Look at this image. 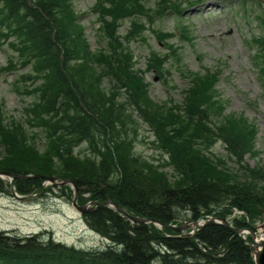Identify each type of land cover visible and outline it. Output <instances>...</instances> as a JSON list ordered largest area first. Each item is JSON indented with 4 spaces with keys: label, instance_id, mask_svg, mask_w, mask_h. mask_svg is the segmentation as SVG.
I'll use <instances>...</instances> for the list:
<instances>
[{
    "label": "trees",
    "instance_id": "16d2710c",
    "mask_svg": "<svg viewBox=\"0 0 264 264\" xmlns=\"http://www.w3.org/2000/svg\"><path fill=\"white\" fill-rule=\"evenodd\" d=\"M2 1L1 17L8 35L14 36L10 44L21 65L31 68L17 76L12 87L17 93L33 94L34 99L26 107L24 122L7 120L0 107V173L15 176L10 181L0 177V193L15 187L30 196L48 188L43 185L45 176L66 177L91 200L110 199L135 216L163 223L225 217L233 209L245 214L233 218V226L246 227V217L250 224L262 218L264 166L244 163L246 153H256V126L242 114H223L216 75L193 73L182 104L167 108L149 98L141 71L133 70L130 42L142 38L144 29L136 16L143 15L152 28L162 5L151 10L144 0H96L98 36L106 45L92 51L69 0ZM169 6L175 8L173 3ZM126 17L134 19L121 37L118 27ZM176 49L168 45L166 53L151 50L153 69L169 74L163 64L169 54L180 58ZM259 62L264 73V53ZM105 77L108 88L101 83ZM134 116L154 132L156 147L167 156L164 163L131 151L137 131ZM41 133L45 143L39 147L35 143ZM217 141L224 144L225 156L212 151ZM81 142L87 144L89 154L74 151ZM228 160L237 167H229ZM164 164L171 165L174 173L161 169ZM78 201L85 198L79 196ZM83 218L110 239L107 249L87 258L64 249L61 262H48L50 248L57 243L0 231L3 237L26 238L12 249L0 246V264H68L74 258L85 264H151V255L159 264H179L168 258L171 254L166 250L183 255L185 264H254L249 245L223 224L210 223L192 236H178L152 223H131L105 205L83 213Z\"/></svg>",
    "mask_w": 264,
    "mask_h": 264
},
{
    "label": "rangeland",
    "instance_id": "374dc122",
    "mask_svg": "<svg viewBox=\"0 0 264 264\" xmlns=\"http://www.w3.org/2000/svg\"><path fill=\"white\" fill-rule=\"evenodd\" d=\"M72 1L75 10L82 13L80 22L85 27L89 46L97 49L103 42L96 38L98 23L95 15L89 11L94 0ZM153 1L157 0H148V4ZM262 10L264 0H245L244 6L240 0H204L187 5L178 19L188 23L193 42L179 37L180 30L177 27L180 25H176L178 19L174 13H167L155 22L158 29L176 33L171 41L180 47L178 51L181 58L176 63L183 70H202L203 67L215 69V66L220 68L217 88L227 101L225 113L241 112L257 127L254 144L256 153L245 156L249 167L264 166V83L255 66L256 46L250 41L253 36L264 35L258 19ZM128 25V20L122 21L120 32H125ZM149 46L165 50L162 42L150 31L146 32V41L143 43L137 40L131 43L138 67H144ZM10 53L6 44L0 45V65L6 62ZM169 61L173 62L174 59ZM144 76L148 82V93L157 102L167 98L179 101L180 90L187 85V81L175 67L168 77L171 87L155 72L148 71ZM11 80L12 76L9 74L0 77V103L4 104L8 114L21 117L25 100L11 91ZM137 129L139 135L135 145L136 153L147 157L153 155L151 131L143 123H138ZM83 148L81 146L80 150L83 151ZM213 151L218 155H225L220 143L213 146ZM2 155L3 152L0 151V156ZM227 165L235 166L230 160ZM62 193L50 190L23 199L0 194V230L21 235L40 232L44 236L80 248L104 246L103 237L86 226L81 215L72 207L70 199ZM259 233L260 231L257 232V238Z\"/></svg>",
    "mask_w": 264,
    "mask_h": 264
},
{
    "label": "bare ground",
    "instance_id": "6f19581e",
    "mask_svg": "<svg viewBox=\"0 0 264 264\" xmlns=\"http://www.w3.org/2000/svg\"><path fill=\"white\" fill-rule=\"evenodd\" d=\"M45 178H56L55 176H45ZM43 184L44 185H47V182L44 180L43 181ZM92 188V187H91ZM8 189L7 188H2L1 191H4L6 192ZM2 195H6V196H10V197H13V198H19V199H23V198H26L27 195L25 194H22L21 192L17 191L15 187H12L10 191H8L7 193H2ZM104 200L106 199H102V200H98L99 202H103ZM104 206V205H103ZM80 214H83V213H80ZM32 235H37L39 240L38 239H33L34 241L36 242H39V241H43V242H51L52 243V238H49L47 236H44L42 233L40 232H37V233H31V234H26V236H32ZM101 237H104V235H100ZM23 237V236H22ZM16 237L14 236H10V235H7V237H3L0 235V246H3L5 249H12L16 246H18L20 243H22L23 241L26 240V238H21V237H18L17 239H14ZM153 240V238H149V241ZM53 243H57L58 247L55 246L54 248H50V250H52L53 254H51L48 258V262L55 259L58 262H61L63 260V250L64 249H72V250H75V251H78L80 252L81 254H84L85 257H91L93 256V252L95 251H99V250H105L107 248L106 245L104 246H98V247H95V248H80V247H76L75 245L73 244H70V243H67V242H63V241H56V242H53ZM113 247L117 246L115 244L112 245ZM111 248V247H110ZM113 249H116V248H113ZM117 250V249H116ZM202 252V250H200ZM200 251H195L194 254L196 256H201L202 253ZM166 253L169 255L171 254L170 256H168V258H174V259H177L179 264H185V257L183 255H174V252H171V251H168L166 250ZM148 255V254H147ZM47 256V257H48ZM46 257V258H47ZM167 257V256H166ZM151 264H159V263H162L155 255H151L150 256V259L148 260ZM85 261L79 259V258H74L70 263L68 264H85L84 263ZM43 264H49V263H43ZM114 264H123L122 262H115Z\"/></svg>",
    "mask_w": 264,
    "mask_h": 264
},
{
    "label": "water",
    "instance_id": "95a60500",
    "mask_svg": "<svg viewBox=\"0 0 264 264\" xmlns=\"http://www.w3.org/2000/svg\"><path fill=\"white\" fill-rule=\"evenodd\" d=\"M73 204L75 205V199H73ZM79 210H83L82 207L76 206ZM119 207V206H118ZM120 208V207H119ZM213 222V220H208L206 223ZM200 227V226H199ZM184 226L176 228L178 231L182 230ZM262 239L259 242L254 243V256L256 264H264V225L262 226ZM234 232L238 233L239 229H232Z\"/></svg>",
    "mask_w": 264,
    "mask_h": 264
}]
</instances>
